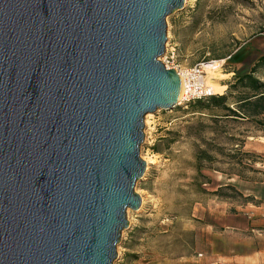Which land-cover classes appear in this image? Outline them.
I'll use <instances>...</instances> for the list:
<instances>
[{"label": "water", "instance_id": "95a60500", "mask_svg": "<svg viewBox=\"0 0 264 264\" xmlns=\"http://www.w3.org/2000/svg\"><path fill=\"white\" fill-rule=\"evenodd\" d=\"M185 4L0 0V264L116 259L144 117L178 105L158 59Z\"/></svg>", "mask_w": 264, "mask_h": 264}, {"label": "rangeland", "instance_id": "374dc122", "mask_svg": "<svg viewBox=\"0 0 264 264\" xmlns=\"http://www.w3.org/2000/svg\"><path fill=\"white\" fill-rule=\"evenodd\" d=\"M189 1L191 7L166 17L165 49L158 60L172 52L168 66L181 69L223 62L213 73L220 78L211 74L209 81L214 96H223L234 76L247 74L264 54V0ZM220 114L176 105L144 117L139 157L153 162L146 163L133 191L145 205L126 209L128 225L112 264H194L188 259L210 241L227 214L264 201V136L248 123L212 119ZM237 141L244 142L241 152L253 157L234 154ZM198 151L212 161L198 165Z\"/></svg>", "mask_w": 264, "mask_h": 264}, {"label": "crops", "instance_id": "0c3cea01", "mask_svg": "<svg viewBox=\"0 0 264 264\" xmlns=\"http://www.w3.org/2000/svg\"><path fill=\"white\" fill-rule=\"evenodd\" d=\"M252 150L261 152L256 147ZM223 221L218 228L214 227L210 241L188 261L194 264H264V201L258 205L237 206Z\"/></svg>", "mask_w": 264, "mask_h": 264}, {"label": "trees", "instance_id": "16d2710c", "mask_svg": "<svg viewBox=\"0 0 264 264\" xmlns=\"http://www.w3.org/2000/svg\"><path fill=\"white\" fill-rule=\"evenodd\" d=\"M227 93L223 96H213L203 101H196L186 106L190 109L205 107L206 110H217L222 115L212 119H226L244 122L252 125L258 132L264 133V54L252 64L249 72L244 75H235L233 82L227 86ZM207 103L203 106V102ZM264 136V134L262 135ZM243 141H237L232 149L234 154L253 157L249 153H242ZM212 156L205 151H198L195 160L198 165L203 161L211 162ZM242 162L239 161L238 164ZM251 171L252 168H250Z\"/></svg>", "mask_w": 264, "mask_h": 264}, {"label": "built area", "instance_id": "2783aa9c", "mask_svg": "<svg viewBox=\"0 0 264 264\" xmlns=\"http://www.w3.org/2000/svg\"><path fill=\"white\" fill-rule=\"evenodd\" d=\"M169 55L168 57L165 53L161 63L166 69H173L178 73L180 78L179 106L186 107L190 103L203 101L215 95L209 84L210 75L220 69L223 62L206 61L181 69L178 66H168L169 62L167 59H171L173 53L170 52Z\"/></svg>", "mask_w": 264, "mask_h": 264}, {"label": "bare ground", "instance_id": "6f19581e", "mask_svg": "<svg viewBox=\"0 0 264 264\" xmlns=\"http://www.w3.org/2000/svg\"><path fill=\"white\" fill-rule=\"evenodd\" d=\"M192 4H193L192 1L188 0V2L186 1L185 5H187V8H189L192 6ZM219 78H220L219 75L213 74V80H217ZM210 82L213 83V81H211V80H210ZM179 100H180V92H179V96H178V102H179ZM148 117H150V115L146 116V118H148ZM144 162L147 164H151L153 161L151 159H149V161L145 159ZM144 205H145V203L142 201L141 207L137 211L141 210L144 207Z\"/></svg>", "mask_w": 264, "mask_h": 264}]
</instances>
